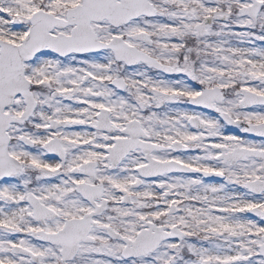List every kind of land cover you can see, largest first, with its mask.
Segmentation results:
<instances>
[{
	"label": "snow or ice",
	"instance_id": "1",
	"mask_svg": "<svg viewBox=\"0 0 264 264\" xmlns=\"http://www.w3.org/2000/svg\"><path fill=\"white\" fill-rule=\"evenodd\" d=\"M0 264H264V0H0Z\"/></svg>",
	"mask_w": 264,
	"mask_h": 264
}]
</instances>
